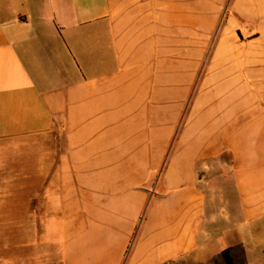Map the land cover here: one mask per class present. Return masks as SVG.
I'll use <instances>...</instances> for the list:
<instances>
[{"label":"crops","instance_id":"obj_1","mask_svg":"<svg viewBox=\"0 0 264 264\" xmlns=\"http://www.w3.org/2000/svg\"><path fill=\"white\" fill-rule=\"evenodd\" d=\"M211 245L264 264V0H0V264Z\"/></svg>","mask_w":264,"mask_h":264},{"label":"rangeland","instance_id":"obj_2","mask_svg":"<svg viewBox=\"0 0 264 264\" xmlns=\"http://www.w3.org/2000/svg\"><path fill=\"white\" fill-rule=\"evenodd\" d=\"M41 225H29L31 233H39ZM224 228V226H222ZM229 243L235 245L239 244L237 237H232L228 240ZM245 258L242 251L235 247L230 252L222 251L220 248H216L213 245L207 249V256L203 260H198V258L179 260L172 264H244Z\"/></svg>","mask_w":264,"mask_h":264}]
</instances>
